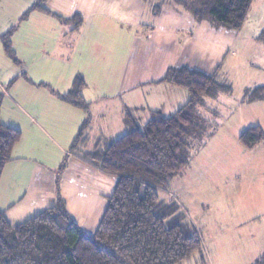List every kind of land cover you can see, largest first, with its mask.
I'll return each instance as SVG.
<instances>
[{
    "label": "crops",
    "instance_id": "crops-1",
    "mask_svg": "<svg viewBox=\"0 0 264 264\" xmlns=\"http://www.w3.org/2000/svg\"><path fill=\"white\" fill-rule=\"evenodd\" d=\"M34 1H25L23 7L24 43L34 47L38 34H45L48 27L55 38L51 49L37 44L33 55L23 59L24 67L9 70L3 83L11 84L22 70L29 87L26 105H19L23 117L5 121L1 114V120L21 130L22 137L0 179V210L17 225L62 198L72 218L93 234L117 178L70 153L83 123L89 122L83 150L92 151L126 133L127 111L137 122L139 108L145 114L175 113L186 104L188 92L162 81L167 70L185 66L219 75L237 31L197 21L179 3L152 12L148 0H40L32 9ZM262 1L254 0L246 19L253 34L260 27L264 30L263 11H254ZM31 9L39 11V21L31 20ZM76 16L83 18L80 25L73 20ZM7 30L0 31V37ZM78 76L85 82L81 102L87 107L62 97Z\"/></svg>",
    "mask_w": 264,
    "mask_h": 264
},
{
    "label": "trees",
    "instance_id": "trees-1",
    "mask_svg": "<svg viewBox=\"0 0 264 264\" xmlns=\"http://www.w3.org/2000/svg\"><path fill=\"white\" fill-rule=\"evenodd\" d=\"M174 1L197 21L234 30L243 27L254 2ZM73 20L79 25L83 22L80 16ZM9 33L2 37L7 38ZM218 77L216 72L170 67L162 81L185 88L186 104L168 116L153 111L142 126L127 111L129 131L104 148L83 150L89 125L85 121L70 153L117 178L96 232L87 233L72 218L62 198L57 205L17 225L9 223L5 211L0 210V264H181L201 252L199 231L182 224L180 217L171 218L175 205L166 203L160 190L169 189L172 178L190 164L192 144L204 135L208 125L198 107L206 96L216 97L219 89L227 87ZM84 85L78 76L69 94L62 97L87 107L81 102ZM263 97L264 86L249 91V100ZM1 106L0 95V179L22 137L21 130L1 120ZM263 140L260 126H252L240 135V141L248 148ZM60 177L61 174L57 177L58 186ZM253 264H264V253Z\"/></svg>",
    "mask_w": 264,
    "mask_h": 264
},
{
    "label": "rangeland",
    "instance_id": "rangeland-1",
    "mask_svg": "<svg viewBox=\"0 0 264 264\" xmlns=\"http://www.w3.org/2000/svg\"><path fill=\"white\" fill-rule=\"evenodd\" d=\"M25 1L31 0L0 3V31L10 32L7 38L0 37L1 114L5 121L23 117L19 105H26L29 87L22 70L11 84H3L10 76L8 71L22 69L23 59L33 55L40 42L44 49L48 45L51 49L55 38V32L48 27L45 34H38L39 40L32 43L34 47L24 43ZM148 3L152 12L156 8L179 6L174 0ZM257 10L264 13V1L254 11ZM30 12L31 20L39 21V11ZM257 23L263 20L257 18ZM248 24L236 30V38L219 71L218 81L227 87L219 89L216 97L206 96L198 107L208 125L204 135L192 144L190 164L172 178L170 190H160L161 198L175 205L171 218L180 217L182 224L198 230L204 245L201 252L181 264H253L264 253V140L251 148L240 141V135L252 126H260L264 132V97L249 100L250 90L264 86V30L260 27L253 34ZM27 29L35 35L32 28ZM259 34L260 38H251ZM143 110L135 111L141 126L152 115ZM129 129L128 126L126 132Z\"/></svg>",
    "mask_w": 264,
    "mask_h": 264
}]
</instances>
